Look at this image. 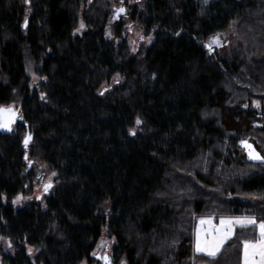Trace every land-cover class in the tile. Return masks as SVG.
<instances>
[{
    "label": "trees",
    "instance_id": "1",
    "mask_svg": "<svg viewBox=\"0 0 264 264\" xmlns=\"http://www.w3.org/2000/svg\"><path fill=\"white\" fill-rule=\"evenodd\" d=\"M86 3L0 0V107L21 116L0 134L1 264H92L103 233L110 264H241L254 226L215 259L193 237L201 216L264 221V162L240 143L264 157V0H145L136 51L121 24L106 34V0ZM232 23L236 48L210 53ZM40 167L50 192L14 209Z\"/></svg>",
    "mask_w": 264,
    "mask_h": 264
},
{
    "label": "rangeland",
    "instance_id": "2",
    "mask_svg": "<svg viewBox=\"0 0 264 264\" xmlns=\"http://www.w3.org/2000/svg\"><path fill=\"white\" fill-rule=\"evenodd\" d=\"M86 1H87L86 5H89V3L91 2V0H86ZM106 1L108 3V20H107V25H106V34L110 37L112 29L117 24H121L123 28L122 35L124 34L123 36L126 39L132 51H136L142 48L143 46H147L150 42V38L144 37L137 23L129 20L132 8H137L138 10H142L145 0H106ZM119 8H123L125 11L123 13L117 14L116 10ZM82 24H83L82 21H78L74 34L80 35L83 32L85 28H84V24H83V27H81ZM237 26H238L237 23H232L226 30L211 36L205 44V46L208 45L206 49L210 53L217 52L219 54H226L229 50L235 49L237 46V42H238ZM213 38H216V42H213ZM26 73L29 76L31 85L39 82L40 78L36 74L35 66L31 62H28L26 65ZM254 106L256 108H259L258 103H254ZM5 108H11L12 110L17 111L19 113V119L21 120L19 107L12 104V105L6 106ZM14 127L15 125L12 127V130ZM243 148L246 151L247 157L249 159V155H248L249 149L245 147ZM252 150L255 152L253 148ZM249 160L253 162H260V160H254V159H249ZM52 178H53V174L48 175L46 170L43 167L38 168L37 180L34 182L32 189L25 194H19L13 199H11L10 201L11 206L14 209H17L25 205L29 201L42 200L43 197L47 195L52 188ZM46 185H51V187L45 190ZM17 197H21V199L16 204H13V201L16 200ZM37 197H39V199H37ZM2 202L4 203L5 200H2ZM203 220H207V219H203ZM209 220L210 222L206 224L204 227V231L208 233L212 231L213 229L220 227L221 219L218 221V223H215V221L212 219H209ZM256 231H257V235L259 238L258 227ZM208 233H205V234H208ZM113 244H114L113 240L109 238L106 233H103L102 236L99 238L94 250L91 253L94 259L92 264H102L103 256L107 257L108 258L107 261L111 263L112 261L111 260V250H112ZM29 250L30 249H28V252L31 253V251ZM0 252L11 255L14 252V247L7 239L0 238ZM96 256H100L101 259L100 260L96 259ZM0 264H1V256H0ZM82 264H86V263H82ZM120 264H125V263L121 262Z\"/></svg>",
    "mask_w": 264,
    "mask_h": 264
},
{
    "label": "snow or ice",
    "instance_id": "3",
    "mask_svg": "<svg viewBox=\"0 0 264 264\" xmlns=\"http://www.w3.org/2000/svg\"><path fill=\"white\" fill-rule=\"evenodd\" d=\"M27 2V0H25ZM207 0H205V3ZM117 14L123 13L124 9L119 8L116 10ZM83 27V24L81 25ZM213 42H216V38H213ZM208 47V45H206ZM118 82V81H117ZM104 93L101 92L100 95ZM14 119V113L11 108H0V128H5L11 130L9 125ZM137 124H140L141 121L138 119ZM130 134L135 135L134 132ZM29 137L25 138V146L27 147ZM241 145L249 149L248 155L249 159L260 160L264 162V157H261L259 154L255 153L251 145L247 144L246 141L242 140ZM55 175V173H53ZM51 187V185H46L45 190ZM21 197H17L13 201V204H16ZM39 199V197H37ZM201 223H206V221H201ZM239 225L240 227H246L252 225L258 227L259 229V239L256 242L243 241V257L242 264H264V221H261L257 224V221L254 217H235V218H221L220 227L215 228L210 231L206 237L202 238L200 232L197 231L195 239V251L197 253H202L203 255L215 259L217 255L221 252L223 246L229 241L233 234V227ZM31 251V250H29ZM258 258V259H257ZM107 264V257H104Z\"/></svg>",
    "mask_w": 264,
    "mask_h": 264
},
{
    "label": "crops",
    "instance_id": "4",
    "mask_svg": "<svg viewBox=\"0 0 264 264\" xmlns=\"http://www.w3.org/2000/svg\"><path fill=\"white\" fill-rule=\"evenodd\" d=\"M239 217H245V216H239ZM227 218H235V217H227ZM203 219H207V220H203ZM209 219H212V220H214L215 221V223H218V221L221 219V218H216V217H213V216H201V217H198L197 219H196V224H195V229H194V237H193V248H194V251H195V247H194V245H195V239H196V233H197V231H199L200 232V235H201V237L202 238H204V237H206V235L207 234H205V233H208V232H205L204 231V227H205V225L206 224H208L209 222H210V220ZM206 221V223H201L200 221ZM201 223V224H200ZM259 222H257V224H258ZM248 226H252V225H248ZM248 226H246V227H248ZM202 227V228H201ZM255 227V226H254ZM237 228H241L239 225H236V226H234L233 227V234H232V236L234 235V233H235V230L237 229ZM201 229V230H200ZM255 229L257 230V227H255ZM232 236H231V238H232ZM259 238H258V235H257V231H256V240L255 241H257ZM252 242H254V241H252ZM196 252V251H195ZM197 253V252H196ZM199 254H202V253H199ZM203 255V254H202ZM242 257H243V244H242V252H241V264H242Z\"/></svg>",
    "mask_w": 264,
    "mask_h": 264
},
{
    "label": "water",
    "instance_id": "5",
    "mask_svg": "<svg viewBox=\"0 0 264 264\" xmlns=\"http://www.w3.org/2000/svg\"><path fill=\"white\" fill-rule=\"evenodd\" d=\"M0 108H5V107H0ZM13 113H14V119H13L12 123L9 125L11 130H12V127L20 120L19 119V113L17 111H14V110H13ZM10 131L5 129V128H0V134H2V135L8 134ZM27 144H28V142H27ZM24 145H25V140H24ZM104 257L105 256H103V264H106ZM96 259L100 260L101 257L96 256ZM107 264H110V262L107 261Z\"/></svg>",
    "mask_w": 264,
    "mask_h": 264
},
{
    "label": "flooded vegetation",
    "instance_id": "6",
    "mask_svg": "<svg viewBox=\"0 0 264 264\" xmlns=\"http://www.w3.org/2000/svg\"><path fill=\"white\" fill-rule=\"evenodd\" d=\"M125 11V10H124ZM124 15V14H123Z\"/></svg>",
    "mask_w": 264,
    "mask_h": 264
},
{
    "label": "bare ground",
    "instance_id": "7",
    "mask_svg": "<svg viewBox=\"0 0 264 264\" xmlns=\"http://www.w3.org/2000/svg\"><path fill=\"white\" fill-rule=\"evenodd\" d=\"M103 264V263H102Z\"/></svg>",
    "mask_w": 264,
    "mask_h": 264
}]
</instances>
